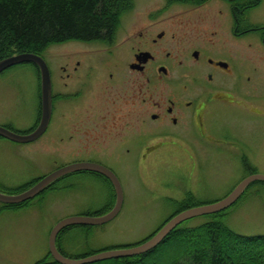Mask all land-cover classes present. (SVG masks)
Instances as JSON below:
<instances>
[{"label":"flooded vegetation","instance_id":"flooded-vegetation-1","mask_svg":"<svg viewBox=\"0 0 264 264\" xmlns=\"http://www.w3.org/2000/svg\"><path fill=\"white\" fill-rule=\"evenodd\" d=\"M262 1L241 20L230 7L232 26L225 24L221 9L189 17L169 7H133L122 16L112 40H69L58 43L64 45L59 54L48 47L40 55L51 72L52 112L37 139H44L50 158L70 161L54 171L74 162H92L115 172L108 160L170 158L193 170L192 160L210 153L209 140L214 137L207 120L210 106L217 103L242 109L251 119L245 126L231 128L238 134L224 127L217 141L226 145L232 139L239 144L243 179L257 173L255 114L260 101L252 91H256L257 74L264 70V24L252 21L249 14ZM55 79L59 91L54 90ZM40 94L31 131L42 117L41 90ZM72 173H79L82 181L111 184L114 196L107 206L116 204L112 180L95 169L69 172L47 187ZM45 176H29L20 186L22 191ZM2 203L0 212L14 207Z\"/></svg>","mask_w":264,"mask_h":264},{"label":"rangeland","instance_id":"rangeland-1","mask_svg":"<svg viewBox=\"0 0 264 264\" xmlns=\"http://www.w3.org/2000/svg\"><path fill=\"white\" fill-rule=\"evenodd\" d=\"M134 7H169L191 15L189 17L213 14L221 9L225 24L233 25L230 4L226 0H210L202 5L135 0ZM249 18L264 24V0L250 12ZM50 49L59 54L64 45L53 44ZM259 73L256 91L252 92L260 101L255 114L259 141L256 144L257 173L264 174V70ZM40 90V73L31 62L16 64L0 73V125L20 133L33 128L40 110ZM54 90H60L56 79ZM207 121L214 137L209 140L210 153L193 159V170L172 158L147 162L108 160L124 191L120 212L106 223L69 226L58 239L62 250L70 257L79 258L136 245L152 236L165 219L179 212L181 205L195 207L218 201L229 194L245 177L240 170L243 165L241 152L234 140L228 139L226 145H221L217 138H221L224 127H228L230 133L238 134L239 131L231 128L245 126L251 119L248 120L242 109L215 103L210 106ZM68 162L55 161L46 155L43 138L19 142L0 135V191L16 194L29 176L48 175ZM111 196H114L111 184L102 186L93 180L82 181L79 173H72L25 204L5 207L0 212V264H35L49 252L50 232L60 220L86 212L104 214L112 209V205L107 206ZM186 198L189 202L183 201ZM2 204L0 201V208ZM213 218L212 214L198 215L182 222L181 226L195 227ZM217 218L237 233L264 234V180H256ZM182 243L184 241L177 240L173 245L168 244V250L164 251L166 247L159 249L153 258L162 262L169 260L185 248Z\"/></svg>","mask_w":264,"mask_h":264},{"label":"trees","instance_id":"trees-1","mask_svg":"<svg viewBox=\"0 0 264 264\" xmlns=\"http://www.w3.org/2000/svg\"><path fill=\"white\" fill-rule=\"evenodd\" d=\"M166 1L169 5H202L210 0ZM227 1L232 14L239 20L243 19L250 8L261 2ZM134 6L135 0H0V60L24 52L41 54L51 45L69 40H112L121 24L122 16ZM22 190L23 187H19L17 192ZM28 201L13 206H21ZM181 207L179 212L189 206L184 204ZM224 211L213 213L212 220L199 226L178 225L151 251L88 264H264V234L237 233L217 218ZM68 227L62 229L57 237V245L65 255L67 254L59 246L58 239ZM177 240L184 241L182 244L185 247L178 254L165 262L153 258L156 251L165 247L164 251L168 250V244L171 245ZM35 264L61 263L48 252Z\"/></svg>","mask_w":264,"mask_h":264},{"label":"water","instance_id":"water-1","mask_svg":"<svg viewBox=\"0 0 264 264\" xmlns=\"http://www.w3.org/2000/svg\"><path fill=\"white\" fill-rule=\"evenodd\" d=\"M24 62H33L40 69L41 77V91H42V117L39 126L27 133H20L12 130L9 127L0 125V135H3L7 138H10L19 142H30L37 139L45 130L47 123L50 119L52 112V91L53 84L51 78V72L48 67L47 62L44 58L32 52H24L14 54L8 57H5L0 60V73L19 63ZM81 169H95L105 173L113 182L116 192H117V202L112 207L111 210L104 214L100 215H87L80 214L76 216L66 217L60 220L51 230L49 235V251L53 258L61 264H88L93 262H98L105 259L115 258V257H125V256H134L139 255L152 249L156 248L170 233L182 222L193 218L198 215L203 214H213L220 211H223L231 207L242 195L247 185L255 180H264V174L255 173L252 174L241 182H239L233 190L227 194L222 199L211 202L208 204H203L195 207L187 208L176 215H174L169 221H167L152 237L146 241L128 247L114 248L104 250L98 253L91 255H86L79 258H73L65 255L60 251L57 245V237L59 232L67 226L75 224H102L113 219L121 210L123 200H124V191L119 177L114 171L110 168L92 163V162H74L59 168L58 170L48 174L39 180L36 184L30 188L16 194H7L0 191V201L5 203H22L26 200H29L40 192H42L50 183H52L57 178L61 177L64 174H67L72 171H77Z\"/></svg>","mask_w":264,"mask_h":264}]
</instances>
